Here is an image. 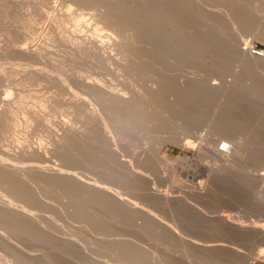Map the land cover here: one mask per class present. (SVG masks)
Instances as JSON below:
<instances>
[{
  "label": "rangeland",
  "instance_id": "obj_1",
  "mask_svg": "<svg viewBox=\"0 0 264 264\" xmlns=\"http://www.w3.org/2000/svg\"><path fill=\"white\" fill-rule=\"evenodd\" d=\"M83 35L105 39L107 55ZM252 45L264 46V0H0V155L64 163L142 208L39 174L36 194L50 206L32 193L28 204L0 182V264H264L261 234L214 219L264 225V57ZM218 134L215 148L227 140L236 155L225 171L207 143ZM29 145L47 157L23 154ZM11 204L22 218L37 208L20 221ZM214 238L239 252L192 241Z\"/></svg>",
  "mask_w": 264,
  "mask_h": 264
},
{
  "label": "bare ground",
  "instance_id": "obj_2",
  "mask_svg": "<svg viewBox=\"0 0 264 264\" xmlns=\"http://www.w3.org/2000/svg\"><path fill=\"white\" fill-rule=\"evenodd\" d=\"M163 7V6H162ZM163 10V9H162ZM161 14V13H160ZM157 15H158V13H157ZM159 16V15H158ZM160 19V18H159ZM158 21V20H157ZM152 22H153V20H152ZM151 22V24H153ZM151 26V25H150ZM152 27V26H151ZM152 28H154V27H152ZM155 29V28H154ZM80 34V33H79ZM75 37V36H74ZM73 37V38H74ZM80 38L78 39V37L76 36V39H78L79 41H81V42H83L86 46H88V47H92V48H94L95 50H97L98 52H100L102 55H107V53H108V49H107V47H108V44L105 42V39H103V38H101V37H97V36H95V37H93V36H85L84 37V35L83 36H79ZM72 38V37H71ZM72 38V39H73ZM73 41H77V40H73ZM84 46V45H83ZM35 48H37V47H35ZM35 48H33V49H35ZM32 48L31 49H28V48H23V51L25 52V53H31V52H33V51H35V50H33ZM90 49V48H89ZM242 51H244V52H246V47H243L242 48ZM37 52V51H36ZM253 56V55H252ZM252 56H249V57H252ZM257 58V57H256ZM255 58V59H256ZM263 58V57H262ZM262 58H260L259 57V59H262ZM254 59V62L257 60H255ZM264 59V58H263ZM262 59V60H263ZM257 62V61H256ZM262 64H264V62L262 63ZM264 69V68H263ZM11 94V93H10ZM12 98V97H11ZM10 97H9V94L8 95H4V97H3V101H4V103L6 104V105H11V103L13 102L12 101V99H11ZM129 101V100H128ZM125 102H127V101H125ZM123 104H124V102H122ZM129 104V103H128ZM128 107V106H127ZM5 108V107H4ZM6 109H4V110H0V118H1V116H3L2 114H4L5 116H6ZM37 116H38V114H37ZM1 121V120H0ZM63 125V124H62ZM68 126V125H67ZM67 126H66V124H64L63 125V128H64V130H65V132H67L68 131V129H66L67 128ZM48 127V126H47ZM70 127H72V126H70ZM72 130V129H71ZM70 130V131H71ZM69 131V132H70ZM73 131V130H72ZM91 132V131H90ZM90 132H89V134H90ZM72 133V132H71ZM87 133V132H86ZM64 134V133H63ZM67 134V133H66ZM99 134V133H98ZM103 134V133H102ZM68 135V134H67ZM100 135V134H99ZM109 136V134H107V133H104V136L103 137H106L107 138V140L109 139L110 141H111V139L108 137ZM216 135V134H215ZM62 136V138H61V140L57 137V140L59 139V143H60V141H62V139H65V135H61ZM92 136H93V134H92ZM64 137V138H63ZM221 137V134L219 135L218 134V136H212V137H209V139L207 140V143H208V145H209V150L212 152V155H213V157H214V159H215V161H216V163L219 165V168H217V170H226V169H228V168H230L232 165H233V163H234V161H236L235 159H234V157H236V155H233L232 154V150L234 149L233 148V146H232V150H231V152H229V153H225V152H223L222 150H220V148L219 149H216L215 148V144H216V142L218 141V139ZM67 138V137H66ZM66 140V139H65ZM67 141V140H66ZM62 143H66L65 141L63 142L62 141ZM229 143H231V142H229ZM40 144V143H39ZM44 145V144H43ZM63 145V144H62ZM232 145V144H231ZM240 145V144H239ZM33 145H29V147H32ZM45 146H47V145H45ZM58 146H60V145H58ZM27 147V146H26ZM62 147V146H61ZM112 147V146H111ZM28 148V147H27ZM46 148V147H45ZM44 148V146H42V145H37V146H34V147H32V148H28V149H24L23 147H22V149H23V152L21 151V150H19V152H22L23 154H25V152L27 151V152H29V153H33L32 155H39L38 157H47V150ZM112 149V148H111ZM59 150V149H58ZM93 150V149H92ZM114 150V149H113ZM12 151V150H11ZM69 151V150H68ZM108 151V150H107ZM115 151V150H114ZM5 152V151H4ZM3 152V153H4ZM17 152H18V150H17ZM111 152H113V151H111ZM9 153L11 154V152H8V155H9ZM21 153V154H22ZM115 153L117 154V152L115 151ZM0 154H2V153H0ZM13 154V153H12ZM15 154V153H14ZM13 154V155H14ZM19 154V153H18ZM22 154V155H23ZM30 154V155H31ZM109 154V153H108ZM113 154H114V152H113ZM5 155L6 156H8L7 155V153H5ZM12 155V156H13ZM17 154H15L14 156H16ZM31 155V156H32ZM6 156H3V155H0V182H2L1 183V186H2V184L3 185H6V187L8 188H10L11 190H13V191H10V193L11 192H19L20 193V197L23 195H26V194H28L29 196L31 195L30 193H32V195H34V194H38V189L36 188V186H34V185H36V183H38L39 184V182H36L35 184H34V177H36V176H33L32 174H39V175H42V176H46L48 179H50V178H53V179H55L54 181L56 182L57 180L58 181H61V187H66L67 185L69 186V184L71 185V184H73V183H75V184H77L78 186L79 185H81V187L80 188H82L83 189V187L84 186H86V189H88V191L87 190H85V191H87V192H90L89 190L91 189V191H93V190H97L98 192H101L103 195H105L106 196V198H107V196H109V197H111L112 198V202L114 203V201H118V203H120L121 204V207H124V204H125V206L127 205L126 203H129V202H127V201H129V199H126L127 201H125L124 202V200H123V198L121 197V196H118L116 193H117V190H116V193H113V191L111 192V190H109V189H105L104 187H103V185H102V183H99V181L97 180V179H95V178H92V177H90L89 175H86V173H83V172H79V171H75L76 170V168H75V170H73L74 169V167H71L70 165V167H68L66 164H64V163H62V164H64V165H66V166H64V165H62V164H59V165H52V164H42V165H35L36 163H34V165L32 166L31 164V166H29V167H27V165H25L26 167H23V166H21V165H17V164H14V163H12V162H10L9 161V159L6 157ZM11 156V155H10ZM18 156V155H17ZM20 156V155H19ZM49 156V155H48ZM111 156V155H110ZM114 156H116L117 157V155H114ZM28 157V155L26 156V158ZM36 157V156H35ZM15 158V157H14ZM31 158H33V157H31ZM43 158V159H44ZM119 158V157H118ZM40 159V158H39ZM40 160H42V158L40 159ZM49 159H47L46 158V161H48ZM93 160V159H92ZM107 160V159H106ZM16 161V160H15ZM43 161H45V159L43 160ZM45 161V162H46ZM94 161V160H93ZM122 161V160H121ZM124 163L126 162V161H123ZM91 163V162H90ZM120 163V162H119ZM118 163V164H119ZM126 164V163H125ZM128 164V163H127ZM123 165V164H122ZM67 168V169H66ZM130 169V168H129ZM233 170H235V169H233ZM245 170H247V169H245ZM210 172V171H209ZM247 172V171H246ZM242 177V176H241ZM44 179H46L45 177H44ZM48 179H46L45 181L47 182V180ZM53 179H50V181H53ZM41 180V179H40ZM211 180V179H210ZM49 181V180H48ZM57 181V182H58ZM102 181V180H101ZM42 183V182H41ZM59 184H60V182H58ZM105 183V182H104ZM49 184V183H48ZM56 184V183H55ZM64 184H65V186H64ZM76 185V186H77ZM82 185H83V187H82ZM105 185H107V184H105ZM1 186H0V191H1ZM38 186V185H37ZM39 186H40V184H39ZM39 186H38V188H39ZM55 186H59L58 184L57 185H55ZM73 186H74V184H73ZM76 186H74L75 187V189H79V187H77L76 188ZM41 187V186H40ZM60 187V188H61ZM69 187H72V186H69ZM69 187H67V189L69 188ZM87 187H90V188H87ZM108 187V186H107ZM3 188H5V186H3ZM40 189V188H39ZM41 189H42V187H41ZM41 189L39 190V191H41ZM111 189V188H110ZM113 189V188H112ZM43 190V189H42ZM80 190V189H79ZM6 191H8L9 192V190L8 189H6ZM71 191V190H70ZM96 191V192H97ZM115 191V190H114ZM2 192V191H1ZM5 192V191H4ZM42 192V191H41ZM96 192H94V193H91L90 195H93V194H96ZM97 192V193H98ZM260 192V191H259ZM19 193H16V194H18V196H17V198L19 197ZM121 193V192H120ZM9 194V193H8ZM15 193H14V195H16ZM36 194V195H37ZM43 194V193H42ZM41 193L39 194V195H42ZM119 194V193H118ZM1 195H4V194H2L1 193ZM0 195V196H1ZM7 195V194H6ZM6 195H4L3 197H5V198H8ZM39 195H37L36 197H38V198H40L39 199V201H38V199H37V201L40 203V201H41V196H39ZM98 195V194H97ZM103 195H98V197L100 196L101 197V200H102V198H103ZM165 195V194H164ZM164 195H162V196H164ZM167 195V194H166ZM165 195V196H166ZM12 195H10L9 197H11ZM23 196L21 197L22 199H24L23 198ZM96 196V195H95ZM164 196V197H165ZM2 197V196H1ZM12 197H15V196H12ZM11 197V198H12ZM25 197V196H24ZM27 197L28 196H26V198L24 199L25 201H28V204H29V200H30V198H29V200L27 199ZM50 197V196H49ZM109 197H108V201L110 202V199H109ZM124 197V196H123ZM167 197V200H168V195L166 196ZM16 198V197H15ZM21 198H20V201H21ZM33 199L35 198V197H32ZM105 198V199H106ZM125 198H127V197H125ZM4 199V198H3ZM19 199V198H18ZM32 199V200H33ZM44 199H45V197H43V201H44ZM104 199V200H105ZM114 199H116V200H114ZM166 199V198H165ZM2 199H0V201H1ZM5 200V199H4ZM3 200V201H4ZM16 200V199H15ZM14 200V201H15ZM46 200V199H45ZM114 200V201H113ZM14 201H13V203H14ZM31 201V200H30ZM37 201H35V199H34V202H37ZM48 201V200H47ZM47 201H45L46 203H48ZM100 201V200H99ZM8 202H11L10 201V198L8 199ZM8 202H6L5 203V205L6 204H8V205H10ZM17 202V201H16ZM23 202V201H22ZM45 202H43V204H45ZM130 202H132L133 203V201H130ZM1 203V202H0ZM31 203V202H30ZM33 203V202H32ZM38 203V204H39ZM4 204V203H3ZM14 204H16V203H14ZM20 204H21V202H20ZM20 204H18V205H20ZM27 204V205H28ZM35 205H37V203H34ZM34 204H32V205H34ZM42 203H40V205H41ZM42 204V205H43ZM120 204L118 205V206H120ZM122 204H123V206H122ZM135 204V203H134ZM134 204H133V207L131 206V205H128V209L130 210V208L132 207V209L131 210H133V208H137L138 207V205H136L135 207H134ZM13 204H11V211L10 212H15V213H17L20 209H22L21 207H20V209H19V207H18V211H17V207H16V205H15V207L14 206H12ZM31 205V206H32ZM48 205V204H47ZM20 206H22V205H20ZM23 206H26V205H23ZM39 206V205H38ZM45 206V205H44ZM48 206H50V202H49V205ZM111 206V205H110ZM129 206H130V208H129ZM6 207V206H5ZM5 207H3L2 206V204H0V215L1 214H4V208ZM29 207V206H28ZM35 207L36 206H34V208L33 207H31V210H29V211H27V212H29V216H32V213H31V211H32V208H33V210L35 209ZM172 207V206H171ZM216 207V206H215ZM10 208V207H9ZM8 208V209H9ZM24 208H26V207H24ZM37 208V207H36ZM198 208V207H197ZM5 209H7V208H5ZM28 209H30V208H28ZM27 209V210H28ZM137 209H141L142 210V208H137ZM207 209V208H206ZM226 209V208H225ZM10 210V209H9ZM9 210H7V211H9ZM24 209H22V210H20V212L21 211H23ZM135 210V209H134ZM144 211V210H143ZM145 211H147V210H145ZM144 211V212H145ZM202 211V210H201ZM5 212H6V210H5ZM148 212V211H147ZM204 212V211H203ZM224 212V213H223ZM221 214H218V216H216L214 219H225V220H232L233 222H235V223H237V224H239V225H246L247 226V228L250 230V233H251V231L252 232H254V233H258V234H261L262 235V239H263V243H264V225H262V224H259L258 222H255V221H252V222H250L251 220H249V221H245V220H241V219H235V218H232V216L231 215H229L228 213H225V211H223ZM12 213H9L8 212V214L7 213H5L6 215H12ZM24 213V212H23ZM26 213V212H25ZM30 213H31V215H30ZM34 214H35V212H33ZM146 213V212H145ZM208 213V212H207ZM18 214V213H17ZM37 214V213H36ZM34 215V216H36L37 217V215ZM97 214V213H96ZM147 214V213H146ZM4 216L3 215V217H6L5 219L3 218V219H1V220H5V222H4V224H6L7 223V225L8 226H10L12 223L14 224V221H11L10 219H13L14 220V217L12 218H10V216H9V221H11L10 222V225L8 224L9 222H6V219H8V217L7 216ZM19 215H22V214H18V216ZM23 215H25V214H23ZM22 215V216H23ZM39 215V214H38ZM205 215V214H204ZM213 215V214H212ZM211 215V216H212ZM13 216H17V215H13ZM17 216V217H18ZM28 215L26 214V217H27ZM28 216V217H29ZM33 216V217H34ZM238 216V215H237ZM245 216V215H244ZM20 217L21 216H19V220L21 221L22 219H25L24 217L22 218L21 217V219H20ZM27 217V218H28ZM41 217V216H40ZM39 217V219H42V217L40 218ZM239 217V216H238ZM32 218V217H31ZM97 218V217H96ZM207 218V217H206ZM242 218V217H241ZM18 219V218H17ZM30 219V218H29ZM28 219V221H30ZM33 219H36L35 217L33 218ZM39 219H36V220H38L39 221ZM210 219V218H209ZM15 220H16V218H15ZM18 220V221H19ZM27 220V219H26ZM26 220H23V221H25V226L27 227V225H26ZM206 220V219H205ZM19 221V222H20ZM34 220H32V221H30L31 222V224L32 225H35V224H33L32 222H33ZM41 221V220H40ZM44 221V220H43ZM42 221V222H43ZM175 221V220H174ZM173 221V224L172 225H170L171 226V228H168V230H170V231H179V230H177V229H179L178 227V225L176 224V222H174ZM16 222H17V220H16ZM35 222V221H34ZM37 222V221H36ZM41 222V224H39V226L40 225H42V224H44V223H42ZM219 222H221V221H219ZM227 222V221H226ZM2 223V222H1ZM0 223V224H1ZM169 223L171 224V222L169 221ZM229 223V222H228ZM13 224H12V226H13ZM22 224H23V222H22ZM28 224V223H27ZM30 224V223H29ZM166 224V223H165ZM2 225H3V223H2ZM6 225V226H7ZM17 225V223L15 224V226ZM19 225L20 226H22V227H24L23 225H21V223H19ZM168 225V224H167ZM229 225H231L230 223H229ZM232 225H233V223H232ZM232 225H231V228H232ZM5 225H4V227L3 228H5V230H7L6 228L8 227H6ZM12 226H10V228L12 227ZM14 226V227H15ZM19 226V227H20ZM28 226H30L31 227V225H28ZM37 227H38V225H36ZM43 226V225H42ZM45 226V225H44ZM169 226V225H168ZM2 227V226H1ZM14 227H13V230H11V231H16V229L18 230V231H20L21 229V227L18 229V228H16V229H14ZM18 227V226H17ZM33 227V226H32ZM31 227V228H32ZM228 228H229V226H227ZM226 227V228H227ZM238 227V226H237ZM236 227V228H237ZM240 227V226H239ZM238 227V228H239ZM243 227V226H242ZM35 227H33V229H34ZM225 228V227H224ZM37 229V228H36ZM39 229H40V227H39ZM221 229V228H220ZM233 229H235L234 227H233ZM3 230V229H2ZM1 230V231H2ZM10 230V229H9ZM9 230H7L8 231V233L9 232H11V231H9ZM210 230V229H209ZM208 230V231H209ZM240 230V232H241V229H239ZM243 230V229H242ZM248 230V231H249ZM4 231V230H3ZM2 231V234L4 233ZM17 231V232H18ZM226 231V230H225ZM173 232V233H174ZM229 232V231H228ZM227 232V233H228ZM230 232L232 233L233 231L232 230H230ZM229 232V233H230ZM236 232V231H235ZM243 232V231H242ZM6 233V232H5ZM12 234H13V236L16 234V232H11ZM226 233V232H225ZM244 233H245V229H244ZM243 233V234H244ZM246 233H247V231H246ZM249 233V234H250ZM1 234V233H0ZM176 234H177V232H176ZM233 234V233H232ZM236 234V233H235ZM242 234V235H243ZM4 235H7V234H4ZM231 235V234H230ZM237 235V234H236ZM247 235V234H246ZM12 236V235H11ZM178 236H180V234L178 235ZM239 236V235H238ZM238 236H236V237H238ZM241 236V235H240ZM248 236H250V235H248ZM8 238H9V236H7ZM61 237V236H60ZM63 237V236H62ZM61 237V238H62ZM243 237H245V234H244V236ZM1 238V237H0ZM3 238V237H2ZM58 238H59V236H58ZM57 238V239H58ZM60 238V239H61ZM187 238V237H186ZM196 238V237H195ZM221 238V237H220ZM4 239H7V238H4ZM69 238H66L65 240H68ZM224 239V238H223ZM232 239V238H231ZM262 239H257V240H259V241H261ZM9 240V239H8ZM62 240H63V238H62ZM71 240V239H70ZM75 240V239H74ZM187 240V239H186ZM191 240V239H190ZM225 240V239H224ZM227 241H228V239H226ZM234 240V239H233ZM237 240V239H236ZM245 240H246V238H245ZM256 240V241H257ZM58 241H60V240H58ZM69 241V240H68ZM73 241V240H72ZM71 241V242H72ZM122 241V240H121ZM125 241V240H124ZM132 241V240H131ZM188 241V240H187ZM193 242H194V246H196V244H198L196 247H202L203 249H212V250H216L217 251V249H224V251H226V250H229V252L230 251H238L237 249H240V248H237V247H239V246H237L236 247V245L234 246L233 244H229L228 242L227 243H225L226 241H220L218 238L217 239H212V240H206V242H198V241H195V240H192ZM192 241H190V244L193 246V244L191 243ZM248 241V240H247ZM246 241V242H247ZM258 241V242H259ZM67 244H68V242H67ZM74 244V243H73ZM76 244V243H75ZM120 244V243H119ZM184 244V243H183ZM185 244H186V242H185ZM189 244V245H190ZM76 245H78V243L76 244ZM129 246V245H128ZM135 246V245H134ZM138 246V245H137ZM142 246V245H141ZM144 247V246H143ZM189 247V246H188ZM188 247H185V248H188ZM140 248H142V247H140ZM184 248V247H183ZM143 249V248H142ZM141 249V250H142ZM144 250V249H143ZM146 250V249H145ZM182 250V249H181ZM138 251V250H137ZM201 251H203V250H201ZM220 251V250H219ZM222 251V250H221ZM257 251V250H256ZM144 252V251H143ZM183 252V251H182ZM193 251H188V253H192ZM205 252V251H204ZM212 252V251H211ZM239 252V251H238ZM264 252V249H260V253L259 254H262ZM142 253V252H141ZM146 253V252H145ZM174 253V252H173ZM177 253V252H176ZM185 253V252H184ZM188 253H187V251H186V255L187 256H189V255H191V254H189L188 255ZM216 253V252H215ZM212 254V253H211ZM193 255V254H192ZM154 256L155 255H153V258H154ZM186 256V257H187ZM214 256V255H213ZM145 257V256H144ZM182 257H184V256H182ZM219 257V256H218ZM139 258V257H138ZM190 258V257H189ZM223 258V257H222ZM155 259H157V258H155ZM181 259H183V258H181ZM244 259V258H243ZM137 260V259H136ZM204 260V259H203ZM220 260V259H219ZM184 261V260H183ZM188 261V260H187ZM198 261V260H197ZM217 262V261H216ZM226 262V261H225ZM162 264V263H161ZM191 264V263H190ZM217 264V263H216ZM228 264V263H227ZM234 264V263H233Z\"/></svg>",
  "mask_w": 264,
  "mask_h": 264
},
{
  "label": "built area",
  "instance_id": "obj_3",
  "mask_svg": "<svg viewBox=\"0 0 264 264\" xmlns=\"http://www.w3.org/2000/svg\"><path fill=\"white\" fill-rule=\"evenodd\" d=\"M250 51L254 55L264 57V46L262 47V46L252 45L250 47ZM219 148L223 152L229 153L232 150V145L227 140H222L219 144Z\"/></svg>",
  "mask_w": 264,
  "mask_h": 264
}]
</instances>
